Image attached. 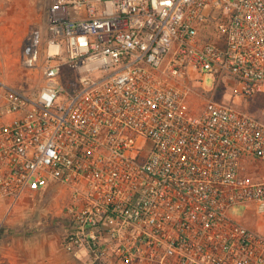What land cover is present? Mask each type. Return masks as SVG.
<instances>
[{"label": "built area", "instance_id": "1", "mask_svg": "<svg viewBox=\"0 0 264 264\" xmlns=\"http://www.w3.org/2000/svg\"><path fill=\"white\" fill-rule=\"evenodd\" d=\"M46 22L38 95L0 80V201L65 193L64 247L83 264H264V233L231 216L264 220V121L189 105L225 77L264 96V0H54ZM43 40L26 39V68Z\"/></svg>", "mask_w": 264, "mask_h": 264}, {"label": "rangeland", "instance_id": "2", "mask_svg": "<svg viewBox=\"0 0 264 264\" xmlns=\"http://www.w3.org/2000/svg\"><path fill=\"white\" fill-rule=\"evenodd\" d=\"M53 2L0 0V80L33 96H37L44 85L43 66L49 37L46 15ZM35 30H40L44 36L43 57L35 69H28L23 64L22 51L26 39ZM75 77L73 71L64 69L65 83ZM203 83L208 89L215 85L212 77H207ZM194 91L189 100L193 114H199L207 100L214 97L264 121V96L244 102L232 78L225 77L214 93L203 92L201 83L195 85ZM253 171L255 178L264 173L260 168ZM67 202L68 196L55 187L26 193L17 203L0 201V264H58L53 259L70 254L63 243ZM231 216L264 233V220L256 214L253 205L235 207Z\"/></svg>", "mask_w": 264, "mask_h": 264}, {"label": "crops", "instance_id": "3", "mask_svg": "<svg viewBox=\"0 0 264 264\" xmlns=\"http://www.w3.org/2000/svg\"><path fill=\"white\" fill-rule=\"evenodd\" d=\"M53 260H55L58 264H83L75 259L71 254L60 255Z\"/></svg>", "mask_w": 264, "mask_h": 264}]
</instances>
